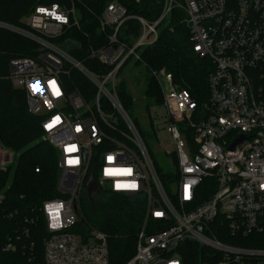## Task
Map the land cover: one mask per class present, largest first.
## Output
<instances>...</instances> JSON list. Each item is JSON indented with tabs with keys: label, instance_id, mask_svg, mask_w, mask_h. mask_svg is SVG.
<instances>
[{
	"label": "built area",
	"instance_id": "built-area-1",
	"mask_svg": "<svg viewBox=\"0 0 264 264\" xmlns=\"http://www.w3.org/2000/svg\"><path fill=\"white\" fill-rule=\"evenodd\" d=\"M77 1L38 4L23 26L0 20V27L38 47L34 56L13 58L7 77L25 90L28 112L41 118L43 137L58 151V189L64 195L25 215L26 225L3 249L16 251L20 238H28L30 227L42 219L44 264H111L104 232L73 231L81 218L74 205L80 212L85 183L93 175L100 189L144 203L135 254L123 264H187L190 243L203 249L199 264H264V248L227 243L216 233L243 238L263 230L264 0H127L150 3L147 16L130 11L123 0H109L93 12L97 34L92 36L81 25ZM173 19L185 25L193 50L209 58L213 69L201 103L165 68L151 71L162 90L165 129L174 147L168 154L177 177L170 186L123 106L118 75L130 60L145 65L142 52ZM80 78L90 88L81 90ZM48 81L56 82L59 97ZM37 82L42 92L33 91ZM56 117L59 123L46 127ZM241 134L245 137L232 146ZM69 144L76 145L75 152L66 151ZM69 159L77 163L70 165ZM11 162L12 153L0 147V170ZM109 167L132 173L106 176ZM117 181L136 182L137 188L117 190ZM4 198L0 190V203Z\"/></svg>",
	"mask_w": 264,
	"mask_h": 264
},
{
	"label": "trees",
	"instance_id": "trees-1",
	"mask_svg": "<svg viewBox=\"0 0 264 264\" xmlns=\"http://www.w3.org/2000/svg\"><path fill=\"white\" fill-rule=\"evenodd\" d=\"M55 1L0 0V20L23 25L22 18L30 14L36 5ZM108 1L80 0L77 3L81 25L91 36L97 34V21L93 12H100ZM123 2L130 11L145 16L150 13L147 8L152 6L150 3ZM129 24L136 23L130 21ZM37 49L30 39L0 27V147L12 153V161L14 153H18L12 177L10 167L5 171L0 170V190H4L5 195L0 203V264H44L43 239L46 231L42 219L30 227L28 238H20L16 251H5L3 247L10 237L15 240L22 231L26 225L23 220L25 215L37 213L46 199L64 196L58 189L61 170L57 149L48 141H38L43 136L41 118L28 112L25 90L16 88L7 77L13 58L34 56ZM75 55L78 53L75 52ZM142 59L148 72L144 91L147 107L163 105L160 84L150 72L162 68L173 75L177 86L189 91L199 103L207 99V78L213 69L212 61L193 50L187 28L177 20L173 19L161 30L156 43L142 52ZM76 85L83 91L91 86L83 78L77 80ZM127 88V82L120 83L119 96L124 107L131 104ZM159 175L166 185L173 177L172 173L167 178L160 172ZM100 190L93 200L86 189L83 190L80 199L81 218L73 231L84 235L92 229L104 232L108 236L111 264H123L135 254L144 203L141 199L123 193ZM261 224L263 230L248 237L232 238L223 232L216 233L219 239L227 243L264 248V219ZM189 248L185 262L199 264L203 249L191 243Z\"/></svg>",
	"mask_w": 264,
	"mask_h": 264
},
{
	"label": "rangeland",
	"instance_id": "rangeland-1",
	"mask_svg": "<svg viewBox=\"0 0 264 264\" xmlns=\"http://www.w3.org/2000/svg\"><path fill=\"white\" fill-rule=\"evenodd\" d=\"M79 1L76 2V5ZM79 14L80 13L77 9V15L79 16ZM26 16L22 18L23 25ZM63 44L66 46L67 49L71 48L70 44ZM70 51L73 54L77 52L73 49H71ZM147 76L148 72L145 65H135L133 63V60H130L124 66L123 70H121L118 75V78L122 79L121 82H127V92L131 96V104L125 106V109L127 110L129 116L132 118L133 122L142 134L160 174L163 175L165 178H167L168 174H173V177H171L172 179L167 182V184L171 186V183L176 179L177 176L174 173L175 166L171 164L172 156L169 155L168 152L172 151L174 147L165 129V108L163 106L157 105H151L150 107H147V99L144 92ZM15 87L21 88L19 86ZM113 120H116L117 122L119 121L118 118H113ZM38 141L47 142V140L43 136L40 137ZM7 159H9V157H7L6 160ZM17 159L18 153H14L13 161L7 164L8 167H10L11 177L16 168Z\"/></svg>",
	"mask_w": 264,
	"mask_h": 264
},
{
	"label": "snow or ice",
	"instance_id": "snow-or-ice-1",
	"mask_svg": "<svg viewBox=\"0 0 264 264\" xmlns=\"http://www.w3.org/2000/svg\"><path fill=\"white\" fill-rule=\"evenodd\" d=\"M39 11H41V12H45L44 9H40ZM56 18H57L58 20L61 19V17H59V16H57ZM38 84H39V82H37V84L32 85V89H33L34 92H42V89L38 86ZM54 84H56L55 81H48V82H47L48 88L51 90L52 94H53L54 96H56V97H59L61 93H60L58 87H57V89H56L55 92L52 90V86H53ZM57 123H59V117L54 118L53 121H52L50 124L46 125V127H48V128H52V127H53L55 124H57ZM79 130H80V129L77 128V131H79ZM66 151H67L68 153H73V152H75V151H76V145H74V144H69V145L67 146V148H66ZM108 159H109V161H112V160H113V157L109 156ZM68 163H69L70 165H73V164H76L77 161H76L75 159H69V160H68ZM125 171H126V174H127V175H131V173H132V169H125ZM156 215H160V213H156Z\"/></svg>",
	"mask_w": 264,
	"mask_h": 264
},
{
	"label": "clouds",
	"instance_id": "clouds-1",
	"mask_svg": "<svg viewBox=\"0 0 264 264\" xmlns=\"http://www.w3.org/2000/svg\"><path fill=\"white\" fill-rule=\"evenodd\" d=\"M40 9H38L39 11ZM57 89V84H54L52 86V90L55 92ZM125 169L130 168H122V167H109L104 169V174L106 176H114V177H120V176H127ZM115 188L117 190L119 189H136L137 183L136 182H126V181H117L115 183ZM60 205H57L53 211L57 212L59 211Z\"/></svg>",
	"mask_w": 264,
	"mask_h": 264
},
{
	"label": "water",
	"instance_id": "water-1",
	"mask_svg": "<svg viewBox=\"0 0 264 264\" xmlns=\"http://www.w3.org/2000/svg\"><path fill=\"white\" fill-rule=\"evenodd\" d=\"M39 51H42V49H40ZM244 137H245V135L241 134L239 136V138L232 144V146L237 141L243 139ZM85 188H86L87 194L91 198V200L94 199V195H98L101 192V190H100V188H99V186H98V184L96 182V179H95V177L93 175H91L90 178L86 181ZM74 209H75L77 215L80 216V212H79L78 207H77L76 204L74 205Z\"/></svg>",
	"mask_w": 264,
	"mask_h": 264
}]
</instances>
